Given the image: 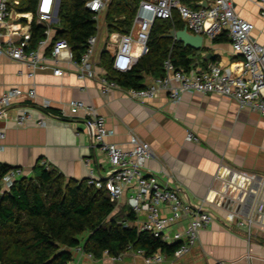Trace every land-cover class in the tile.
<instances>
[{
    "label": "built area",
    "instance_id": "obj_1",
    "mask_svg": "<svg viewBox=\"0 0 264 264\" xmlns=\"http://www.w3.org/2000/svg\"><path fill=\"white\" fill-rule=\"evenodd\" d=\"M208 1L205 8H192L188 4H194L198 0H140L129 32L114 34L118 35L117 42L112 41V35L107 33L101 52L105 50L110 54L112 51L110 62L114 71H129L137 61L135 46L140 49V56L147 52L146 45L153 22L171 21L176 13L187 31L201 35L203 41H213L220 35H226L233 53L239 57L237 66L209 64L205 69L192 67L185 71L175 68L168 57L162 63V75L150 78L145 88H120L106 74L97 75L93 62L99 46L98 36L105 27L100 17L106 13L111 0L85 2L84 7L93 14L97 33L87 39L79 60H75L65 40H56L51 45L54 33L51 25L57 21L55 13L59 0H38L36 24L43 26L45 30L44 37L37 45L30 47V33L17 42L0 44V60L20 65L23 69L17 74L25 75L31 80L38 71L50 70L54 76H61L62 65L72 66L78 80L98 79L101 96H108L111 90H121L128 99L143 104L154 101L161 93L172 103H178L185 93L216 95L234 101L239 109H248L264 121V44L259 45L251 40L253 26L236 15L231 0ZM18 4V0H0V24H5L12 18L15 12L13 6ZM258 5L261 15H264V0H259ZM18 15L25 17L26 14ZM29 15L32 22V15ZM35 97L34 87L27 91L10 87L0 95V151L3 149L2 141L6 131L2 126L3 122L11 121L17 128L29 125L45 127L47 119L74 124L80 116L93 148L106 157L109 166L103 178L95 177L90 171L87 185L105 190L112 203H117L127 193V205L135 218L132 226L139 232L149 233L163 244L178 245L173 256L175 259L190 254L198 244L201 231L214 220L229 230L244 228V239L247 242L253 239L255 226L264 232V172L253 174L220 166L207 195L198 203L192 204L180 188L162 181L156 174L148 171L146 163L154 158L153 151L135 133L129 131L127 148L108 142L113 132L106 128L105 118L98 115L90 104L71 100L65 108L55 110L49 101H43L38 107L43 118L37 119L34 110L28 107L17 109L10 116L11 110L19 102H32ZM186 140L195 143L199 141L191 132L187 133ZM41 166L48 168L44 163ZM23 176V168H10L2 178V189H10ZM183 222L185 225L181 226ZM73 252L93 259L81 246ZM128 252L139 257L143 264H166V257L160 253L145 256L143 250L128 249L125 253ZM125 253L111 256L108 251H104L102 257L117 262ZM68 264H74V261ZM216 264L231 263L217 261Z\"/></svg>",
    "mask_w": 264,
    "mask_h": 264
},
{
    "label": "crops",
    "instance_id": "obj_2",
    "mask_svg": "<svg viewBox=\"0 0 264 264\" xmlns=\"http://www.w3.org/2000/svg\"><path fill=\"white\" fill-rule=\"evenodd\" d=\"M231 2L236 15L253 26L251 40L263 45L264 15L260 13L259 0ZM208 4V0H198L188 5L196 8ZM100 18L104 23L105 13ZM30 23L29 14L21 17L13 12L7 23L0 24V44L17 42L29 34ZM103 29L99 35L107 38L106 28ZM111 35V40L117 42L118 35ZM217 39L220 42L204 39L202 49L191 56L192 67L205 69L209 64L223 67L238 65L239 57L233 53L226 35ZM102 42H98L93 58L97 75L105 74L98 64L105 43ZM134 53L138 60L141 56L136 46ZM22 69L18 64L0 60V95L10 87L23 91L34 87L36 92L32 102H19L10 116L17 109L28 107L34 110L37 119L43 118L38 110L43 101H49L55 110L65 108L71 100L90 104L98 115L105 118L106 128L113 132L108 142L127 148L129 131L135 133L153 151L154 158L146 163L148 171L180 188L192 204L207 195L220 166L253 174L264 172V121L248 109H239L232 100L211 94L185 93L178 103H172L161 93L154 101L143 104L128 99L121 90H111L108 96H101L98 79L80 81L72 66L62 65L61 76H54L50 70L38 71L32 80L17 74ZM148 80L150 78L146 82ZM2 126L6 131L0 151L1 165L21 167L25 174L32 176L33 169L44 163L66 180L75 181L87 180L90 171L95 177L103 178L108 171L106 157L93 148L80 116L74 124L47 119L45 127L29 125L17 128L11 121L3 122ZM188 132L199 141H187ZM127 196L125 193L116 203V214L128 211ZM128 225L132 226V223ZM184 225L183 222L181 226ZM245 234L244 228L229 230L214 220L201 231L198 244L190 254L180 259L166 257V264H216L217 261L264 264V232L255 226L250 242L244 239ZM85 238L86 235L83 236ZM73 261L74 264H143L130 252L117 262L104 257L88 259L76 253Z\"/></svg>",
    "mask_w": 264,
    "mask_h": 264
},
{
    "label": "trees",
    "instance_id": "obj_3",
    "mask_svg": "<svg viewBox=\"0 0 264 264\" xmlns=\"http://www.w3.org/2000/svg\"><path fill=\"white\" fill-rule=\"evenodd\" d=\"M17 14H31L30 47L44 37L45 28L36 24L38 0H18ZM89 0H59L51 45L59 39L67 42L75 60L84 52L87 39L97 33L93 14L84 4ZM140 0H111L104 24L108 34L129 32ZM176 13L171 21L155 20L146 45L147 52L132 68L119 73L112 69L110 54L103 50L99 67L107 78L122 89H143L147 78L162 75V63L170 58L175 68L188 71L191 56L198 51L163 38L170 30H182ZM213 42H220L215 39ZM12 167L0 164V264H68L73 250L82 247L93 259L104 251L111 256L131 249L143 250L145 256L160 253L173 257L178 245H166L149 233L129 226L135 218L128 209L116 214L103 189L88 186L87 181L66 180L55 169L36 166L31 177L17 180L8 190L2 189V178ZM86 235V238H81Z\"/></svg>",
    "mask_w": 264,
    "mask_h": 264
},
{
    "label": "water",
    "instance_id": "obj_4",
    "mask_svg": "<svg viewBox=\"0 0 264 264\" xmlns=\"http://www.w3.org/2000/svg\"><path fill=\"white\" fill-rule=\"evenodd\" d=\"M202 8H205V5H199ZM57 15V11L55 13ZM163 38L172 40L176 43L181 44L185 48H190L194 51H200L203 45V38L201 35H194L187 31L186 27H183L182 30H170L168 31ZM208 58H210L208 56Z\"/></svg>",
    "mask_w": 264,
    "mask_h": 264
},
{
    "label": "rangeland",
    "instance_id": "obj_5",
    "mask_svg": "<svg viewBox=\"0 0 264 264\" xmlns=\"http://www.w3.org/2000/svg\"><path fill=\"white\" fill-rule=\"evenodd\" d=\"M105 32V31H104ZM101 33V32H100ZM108 35V34H107ZM102 42V43H104L105 41H106V37L104 38L103 36L101 37V35H99L98 36V42ZM112 49V48H111ZM25 175H27V174H25ZM28 176V175H27ZM28 177H31V176H28ZM84 236V235H83ZM83 236L81 237V238H83Z\"/></svg>",
    "mask_w": 264,
    "mask_h": 264
},
{
    "label": "bare ground",
    "instance_id": "obj_6",
    "mask_svg": "<svg viewBox=\"0 0 264 264\" xmlns=\"http://www.w3.org/2000/svg\"><path fill=\"white\" fill-rule=\"evenodd\" d=\"M136 50H138V49L136 48ZM136 50H135V51H136ZM134 54H135V53H134Z\"/></svg>",
    "mask_w": 264,
    "mask_h": 264
}]
</instances>
